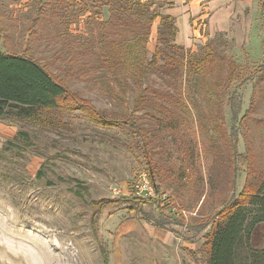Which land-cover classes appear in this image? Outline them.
<instances>
[{"label": "rangeland", "instance_id": "1", "mask_svg": "<svg viewBox=\"0 0 264 264\" xmlns=\"http://www.w3.org/2000/svg\"><path fill=\"white\" fill-rule=\"evenodd\" d=\"M263 2L235 0L222 19L223 31L209 35L211 21L216 22L213 17L206 20L207 39L196 42L194 51L183 46V50L173 49L183 58L179 68L146 72L144 82L153 93L145 97V107L134 117L145 133L154 185L170 199L168 204L161 203V212L171 220L185 225L206 221L231 196V147L226 134L232 116L226 100L235 91L241 100L239 117L248 108L257 78L253 72L264 62ZM119 3L0 0L5 40L3 46L0 39V48L31 54L62 79L72 94L89 100L97 110L107 115L128 113L137 93L129 65L119 69L116 82L95 59L97 23L109 18L108 6H119L117 13L132 20L139 14ZM158 23L156 18L150 27L148 54L156 45ZM129 38L130 55L133 37ZM205 46L219 61L225 57L237 65V79L229 86L224 83L227 59L220 62L221 72L217 69L213 75L209 70L205 81L201 70L187 62L189 53L198 54ZM215 81L217 97L224 98L222 108L210 103L207 85ZM260 84L254 97L259 88L264 89V83ZM254 102L253 111L237 127V151L243 152L245 140L251 168L260 178L264 97L258 101L255 97ZM18 131L27 137L17 135ZM143 142L126 125L102 127L79 110L57 111L40 124L0 120V264H103L96 237L106 245L108 264H204L201 250L193 253L182 247V237L189 233L182 231V237L159 242L152 224L122 208L105 209L96 230L92 228V200L136 198L129 186L149 167ZM244 177L242 168L236 173L235 193L242 189ZM173 207L178 214L168 212ZM254 236L259 238L255 244L263 245V227ZM200 237L193 241L202 243Z\"/></svg>", "mask_w": 264, "mask_h": 264}, {"label": "trees", "instance_id": "2", "mask_svg": "<svg viewBox=\"0 0 264 264\" xmlns=\"http://www.w3.org/2000/svg\"><path fill=\"white\" fill-rule=\"evenodd\" d=\"M120 3L124 5L123 9L128 5L129 10H135L134 12H139V14L132 20L126 15L117 13L116 8L119 6L116 8L112 5L108 6L109 18L97 23L98 52L95 59L98 67L110 74L116 82L120 81L119 69L129 65L132 70L131 75L137 86V93L129 106L130 111L128 113L107 115L105 112L97 110L89 100L72 94L62 79L55 77L47 66L41 64L31 54L0 48V120L19 119L40 124L47 121L49 116L57 111L79 110L87 115L90 121L102 127L126 125L144 141V153L147 164H149L147 176L154 186L156 196L151 200L138 197L131 198L130 196L92 200L89 203L92 228L96 230L99 217L105 209L122 208L126 212L151 223L155 229L157 227L166 229L180 237H182V231L190 234V236H183L182 240L193 242L194 238L200 234V239L204 240L200 247L205 255L204 264H264V243L261 246L255 244L259 238L254 236L255 230L259 227L264 229V172L260 178L256 177V171H253L250 165L251 154L245 140L243 152L237 151V127L242 124L246 115L253 111L255 97L257 101L264 97V89L260 88L257 91L258 95L254 97L258 85L261 82L264 83V62L253 72L257 74V78L253 83L248 108L242 117H239L241 100L236 92L233 91L228 94L226 100L232 116L231 127L226 134L231 147L229 158L232 173L230 180L231 196L225 201L224 206L222 205L214 216L206 221L185 225L183 222L171 220L161 212L160 205L163 203L159 199L161 192L153 182L145 133L134 115L145 107V97L153 93V88L144 82L146 72L150 69L167 72L170 68H179L183 58L173 54V49L183 50L184 48L173 42L177 30L174 18L159 12L162 3L154 0H120ZM156 18H159L156 45L154 51L148 54L146 42L150 34L151 24ZM2 19L3 16L0 14V39L4 46V30L1 29ZM35 22L36 17L33 19L32 25ZM130 36L133 37L131 38L133 51L129 55L127 46L130 44ZM187 58L190 65H195L198 70H201V80L205 81L209 70L213 75L218 74L217 69H219V73L221 72L222 65L220 62L225 57L219 58L221 60L219 61L214 52L205 46L200 50V53H189ZM226 61L225 67L227 69L224 83L229 86L237 79V65L232 60L227 59ZM207 86L212 106L222 108L224 98L220 95L217 97L218 82H210ZM219 113L220 111L214 115ZM17 135L22 138L27 137L26 132L18 131ZM242 168L245 174L244 184L240 192L235 193L236 173ZM122 189L124 188L122 187ZM120 205L123 206L120 207ZM154 209L158 211L157 215L154 214ZM168 212L171 210L168 209ZM215 218H217L216 221H214ZM174 225L183 229L178 230L173 227ZM204 230L206 232H203ZM95 241L100 250L103 264H108L106 245L97 237Z\"/></svg>", "mask_w": 264, "mask_h": 264}, {"label": "crops", "instance_id": "3", "mask_svg": "<svg viewBox=\"0 0 264 264\" xmlns=\"http://www.w3.org/2000/svg\"><path fill=\"white\" fill-rule=\"evenodd\" d=\"M154 1L163 4L159 7V12L161 14L169 15L174 18V23L177 29L174 37L175 43L183 47H188L190 49L189 51L195 50L196 42H204L207 39L205 34L207 28L206 20L209 19L210 22L213 17L216 19V22L211 21L212 27L209 28V35H212L216 31L224 30L226 23L223 22L222 19L224 16H228L230 10L232 9L231 5L235 2V0ZM244 1L246 2L248 0ZM151 226L153 228V236L157 241L163 243V241L165 240H167L166 242H168L176 239V235L173 232L158 227L155 229L153 225ZM200 240H202L203 243L204 240ZM197 242L182 240V247H187L188 252L193 251V253H197L198 251H200V247L202 245L201 242ZM195 246L196 248H194Z\"/></svg>", "mask_w": 264, "mask_h": 264}, {"label": "built area", "instance_id": "4", "mask_svg": "<svg viewBox=\"0 0 264 264\" xmlns=\"http://www.w3.org/2000/svg\"><path fill=\"white\" fill-rule=\"evenodd\" d=\"M116 192L120 193V189H117ZM129 192L131 195L144 200H151L156 196L154 186L145 172L139 174L137 180L134 183L132 182V184L129 186ZM159 199L163 203L168 204L170 202V199L166 195L161 194ZM171 211L176 214L179 213L176 212L174 207L171 208Z\"/></svg>", "mask_w": 264, "mask_h": 264}]
</instances>
